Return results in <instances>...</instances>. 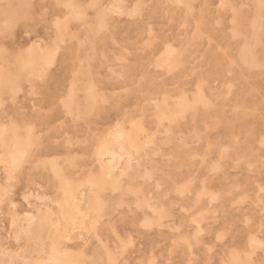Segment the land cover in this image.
Instances as JSON below:
<instances>
[{
  "label": "rangeland",
  "instance_id": "rangeland-1",
  "mask_svg": "<svg viewBox=\"0 0 264 264\" xmlns=\"http://www.w3.org/2000/svg\"><path fill=\"white\" fill-rule=\"evenodd\" d=\"M0 264H264V0H0Z\"/></svg>",
  "mask_w": 264,
  "mask_h": 264
},
{
  "label": "bare ground",
  "instance_id": "bare-ground-1",
  "mask_svg": "<svg viewBox=\"0 0 264 264\" xmlns=\"http://www.w3.org/2000/svg\"><path fill=\"white\" fill-rule=\"evenodd\" d=\"M262 34H263V33H262ZM252 67H253V66H252ZM11 158H14V157H13V156H11ZM13 162H15V161H14V159H13ZM12 165H13V164H12ZM30 224H31V223H30Z\"/></svg>",
  "mask_w": 264,
  "mask_h": 264
}]
</instances>
